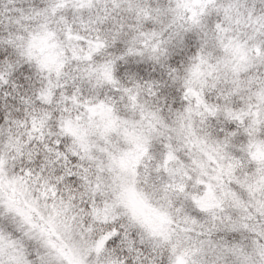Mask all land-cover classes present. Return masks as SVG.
I'll list each match as a JSON object with an SVG mask.
<instances>
[{"label":"snow or ice","instance_id":"1","mask_svg":"<svg viewBox=\"0 0 264 264\" xmlns=\"http://www.w3.org/2000/svg\"><path fill=\"white\" fill-rule=\"evenodd\" d=\"M0 264H264V0H0Z\"/></svg>","mask_w":264,"mask_h":264}]
</instances>
